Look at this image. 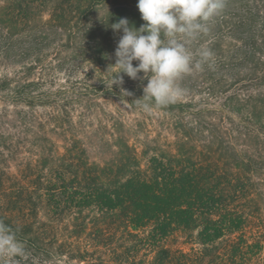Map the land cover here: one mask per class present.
Returning <instances> with one entry per match:
<instances>
[{
	"label": "trees",
	"instance_id": "1",
	"mask_svg": "<svg viewBox=\"0 0 264 264\" xmlns=\"http://www.w3.org/2000/svg\"><path fill=\"white\" fill-rule=\"evenodd\" d=\"M137 2L0 0V219L21 264H264V0H225L190 45L214 68L158 116L135 104L147 79L108 71Z\"/></svg>",
	"mask_w": 264,
	"mask_h": 264
},
{
	"label": "clouds",
	"instance_id": "2",
	"mask_svg": "<svg viewBox=\"0 0 264 264\" xmlns=\"http://www.w3.org/2000/svg\"><path fill=\"white\" fill-rule=\"evenodd\" d=\"M137 8L145 22L139 28L120 18L110 25L120 31L115 63L110 65L111 85L123 83L121 73L130 79H147L143 96L135 100L145 113L167 108L186 95L179 81L205 66L213 69L214 53L207 46L195 51L190 45L210 33V22L225 8V0H138ZM133 61L137 65L133 66ZM143 76L138 77V73ZM126 95L131 93L124 92ZM14 229L0 219V264H21L27 260L26 244Z\"/></svg>",
	"mask_w": 264,
	"mask_h": 264
},
{
	"label": "rangeland",
	"instance_id": "3",
	"mask_svg": "<svg viewBox=\"0 0 264 264\" xmlns=\"http://www.w3.org/2000/svg\"><path fill=\"white\" fill-rule=\"evenodd\" d=\"M89 69V68H88ZM120 108V109H125V110H128L127 112V119H128V121H133V120H135L137 117L139 118V116L136 114V111H134V110H130L129 109V107L128 106H126V104H124V103H122V102H118V101H116V102H114L113 103V105H109L107 108H109V109H113V108ZM153 112H154V110H153ZM154 114L156 115V116H158L159 115V113L158 112H154ZM155 132H151V136L152 135H155L154 134ZM179 242H180V240H177V241H175V245H178V246H180L181 244H179ZM218 242H221V240H218ZM183 247H186V249L188 248V245H185V246H183Z\"/></svg>",
	"mask_w": 264,
	"mask_h": 264
}]
</instances>
